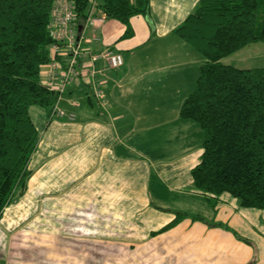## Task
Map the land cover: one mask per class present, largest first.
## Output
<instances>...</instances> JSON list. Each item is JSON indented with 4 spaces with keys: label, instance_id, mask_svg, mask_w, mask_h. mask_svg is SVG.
I'll list each match as a JSON object with an SVG mask.
<instances>
[{
    "label": "crops",
    "instance_id": "obj_1",
    "mask_svg": "<svg viewBox=\"0 0 264 264\" xmlns=\"http://www.w3.org/2000/svg\"><path fill=\"white\" fill-rule=\"evenodd\" d=\"M196 2L149 0L153 33L148 39V25L142 16L129 19L130 39L116 44L113 43L124 32V26L102 19L100 11L95 10L82 26L78 38L81 73L59 101L65 114H72L73 119L52 121L51 116L47 120L45 110V117L38 116L41 123L46 121L42 133L64 128L77 132L76 143L60 147L64 146L65 157L82 159V224L93 230L89 237L69 239L75 246L71 241H80L82 249L72 257L79 261L70 259L65 263L64 258L58 264H264V209L242 208L226 193L211 197L193 189L189 170L198 162L202 133L194 123L178 118L180 104L176 113H166L159 124L162 145L149 137L152 128L147 113L120 112V99H136L132 93L134 83L142 81L150 87L152 75L158 72L172 81L168 91L178 101L190 93L202 62L181 59L187 51L172 30ZM137 33L142 35V41L146 39L145 43L158 41H154L142 71L129 85V66L122 60L119 67L109 68L104 55L116 53L122 59L121 53L129 51L133 40H138ZM188 72L190 78L184 82ZM183 82L188 86L184 87ZM93 86L101 92L103 107L93 102ZM138 96L142 94L138 92ZM37 112L30 111L33 117ZM47 141L37 143L32 157L40 153L50 157L49 153L59 151V146ZM72 146L77 151H69ZM152 146L157 153L151 154ZM42 165V161L38 162L36 170ZM181 167L184 173L177 172ZM36 170H32L33 174ZM66 187L65 192L58 190L53 196L64 195L72 186ZM175 213L197 219L182 217L174 226L159 232ZM6 231L0 223V234ZM2 241L0 264H54L59 255H45L42 249L38 253L37 247L53 245H44L47 240L30 241L13 251L5 235Z\"/></svg>",
    "mask_w": 264,
    "mask_h": 264
},
{
    "label": "trees",
    "instance_id": "obj_2",
    "mask_svg": "<svg viewBox=\"0 0 264 264\" xmlns=\"http://www.w3.org/2000/svg\"><path fill=\"white\" fill-rule=\"evenodd\" d=\"M54 1L0 0V219L25 194L33 174L28 165L38 133L28 108L38 106L47 120L53 117L56 95L41 85L39 70L53 43L47 24ZM70 1L81 28L92 1L94 11L124 26L121 38L131 36L133 16L151 26L149 0ZM172 33L203 59L177 113L202 133L198 162L189 170L193 189L211 197L226 193L242 208L264 209V67L220 63L247 45L264 43V0H197ZM182 217L197 219L175 213L159 232Z\"/></svg>",
    "mask_w": 264,
    "mask_h": 264
},
{
    "label": "rangeland",
    "instance_id": "obj_3",
    "mask_svg": "<svg viewBox=\"0 0 264 264\" xmlns=\"http://www.w3.org/2000/svg\"><path fill=\"white\" fill-rule=\"evenodd\" d=\"M100 16L102 19L104 18L103 13H101ZM147 28L148 34L146 39L153 33L152 23L151 26H147ZM80 31L78 32L79 34ZM119 36L113 44L122 42L124 41L123 39L128 40L126 38H121L122 35ZM136 38L138 40H133V44L129 47V51L121 53L122 60L129 66V85L131 84V80L134 81L142 71V64L146 63V57L151 53L154 47V41H158L152 40V42L145 43L144 40L146 39L142 41V35L140 33L136 34ZM178 41L186 49L185 51H187V53H183L182 60L185 58L187 60L196 58L203 62V59L187 44L180 39H178ZM171 57L168 59H171ZM162 61L164 63L163 58ZM220 63L229 64V66L238 69L264 67V43L247 45L231 55L222 58ZM197 73L198 72H196L195 76H197ZM188 78H190L189 72L184 82ZM195 79L196 77H194V81ZM152 82L150 87L146 86L142 81L135 82L132 87V93H134L133 98L136 99L129 102L127 99H120L118 103L120 112L122 113H147V115L150 116L152 128L149 137L155 140L156 143L161 144L163 134L160 132L159 124L166 113H176V109L181 101H178L176 96L168 91L171 88L172 81L169 82L162 73L158 72L152 75ZM184 82V87L188 86V84ZM193 86L194 83L190 92ZM138 92H140L142 96L139 97ZM57 108L63 109L60 102L57 104ZM35 109L38 110V112L33 117L30 111ZM62 111L66 113L64 110ZM42 114L45 117L44 110L38 106H30L28 108V115L29 117L32 116L35 124L34 126L39 130L37 143L40 140L46 141L47 139L49 140L47 143L59 146V151L55 154L49 153V155H51L50 157L43 156L41 153L32 157L28 165L29 169L36 170V165L40 161H42L43 165L39 167L29 179L25 194L3 211L0 223L2 227L7 228V231L6 233L4 232V234H0V243L3 242L2 239L5 235L7 243L10 244L8 246L10 248L9 250L13 251L14 247H24L30 241L38 243V239H40L43 243L47 240L46 243H43L44 245H47V243L53 245L37 247L39 254H41L40 249L45 252L43 253L45 255H50L49 253H58L59 255L55 257L54 264L61 263L59 260L64 258L65 263L70 259L72 262H76L79 260H74L72 257H74L75 252L82 249V246L78 244L80 241L75 242V240L71 242L75 243L77 246L72 243L70 244L69 239L89 237L93 235V230L82 224V159L76 161L74 157L70 159L65 157V151L62 149L64 146H60L64 143H76L78 136L76 131L73 132L68 128L55 129L51 131L50 134L42 133V128H44L46 123V121H44L45 123H41L38 117ZM56 119L60 118L55 116L52 117V121H57ZM74 122L76 123L77 120ZM79 137L82 139V133ZM154 147L155 146H152L151 154L157 153ZM69 151L75 152L77 148L72 146ZM66 163L71 164V166ZM177 172L184 173V170L181 167L177 169ZM68 185L72 186L69 187V192L64 195L60 194L59 196H53V194H57L54 192L58 190L65 192V189H67L66 186ZM74 187H77V189ZM75 190L78 191L76 192Z\"/></svg>",
    "mask_w": 264,
    "mask_h": 264
},
{
    "label": "built area",
    "instance_id": "obj_4",
    "mask_svg": "<svg viewBox=\"0 0 264 264\" xmlns=\"http://www.w3.org/2000/svg\"><path fill=\"white\" fill-rule=\"evenodd\" d=\"M95 1L91 2L88 18L94 11ZM47 32L53 43L49 46V61L39 70L40 83L48 91L56 95L51 115L68 120L73 119L72 114H65L57 108L66 87L80 75L81 51L78 44L79 33L74 18V4L70 0H55L50 12L47 24ZM109 68H117L122 64L120 55L107 53L104 55ZM91 95L99 107H103L104 100L98 87L91 90Z\"/></svg>",
    "mask_w": 264,
    "mask_h": 264
},
{
    "label": "water",
    "instance_id": "obj_5",
    "mask_svg": "<svg viewBox=\"0 0 264 264\" xmlns=\"http://www.w3.org/2000/svg\"><path fill=\"white\" fill-rule=\"evenodd\" d=\"M80 28H81L80 26H77V32H79V31H80Z\"/></svg>",
    "mask_w": 264,
    "mask_h": 264
}]
</instances>
